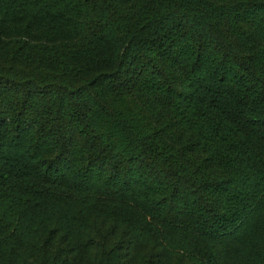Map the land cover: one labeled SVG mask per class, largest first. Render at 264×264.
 I'll use <instances>...</instances> for the list:
<instances>
[{
    "label": "trees",
    "instance_id": "1",
    "mask_svg": "<svg viewBox=\"0 0 264 264\" xmlns=\"http://www.w3.org/2000/svg\"><path fill=\"white\" fill-rule=\"evenodd\" d=\"M0 205V264H264V0H0Z\"/></svg>",
    "mask_w": 264,
    "mask_h": 264
},
{
    "label": "rangeland",
    "instance_id": "2",
    "mask_svg": "<svg viewBox=\"0 0 264 264\" xmlns=\"http://www.w3.org/2000/svg\"><path fill=\"white\" fill-rule=\"evenodd\" d=\"M9 202H13V201H9ZM0 211L6 213V217L8 220L6 221H12L14 220V210L10 207V206H6V205H0ZM8 213H11V214H8Z\"/></svg>",
    "mask_w": 264,
    "mask_h": 264
}]
</instances>
